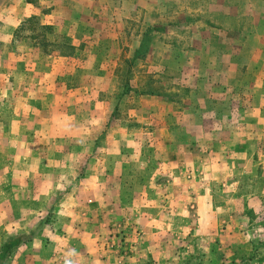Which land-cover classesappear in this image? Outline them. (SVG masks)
Wrapping results in <instances>:
<instances>
[{"label": "rangeland", "instance_id": "374dc122", "mask_svg": "<svg viewBox=\"0 0 264 264\" xmlns=\"http://www.w3.org/2000/svg\"><path fill=\"white\" fill-rule=\"evenodd\" d=\"M250 59L264 62V0H0V157L36 155L43 149L51 158L48 141L60 138V131L67 137L70 127L77 129L72 137L83 139L85 128L75 124L80 120L83 125L87 118L97 127L92 130L93 158L113 155L120 163L128 155L106 152L103 144L107 130H101L102 119L96 114L90 116L91 111L105 108L112 112L107 126L115 124V130L123 129L126 141L122 148L129 152L134 149L133 141H147L146 125L188 124V110L184 112L182 107L195 105L197 115H201L200 128L207 129L215 122L221 127L217 136L235 131L247 148L254 147L256 140L259 180H243L239 189L244 192L250 186L253 192L257 182L256 193L264 195V116L254 114L251 122L242 99L250 89L257 88L264 76V64L263 68L253 69L247 64ZM224 60L232 66L231 70L227 66L230 74L225 76L230 80L226 78L222 91L212 82L214 78L208 77H213L215 63ZM198 74L203 80L191 87L192 77ZM154 91L169 98L168 114L164 104L140 100ZM151 106L156 114L152 124L149 113L154 112L146 109ZM172 111L176 114L170 116ZM114 133L110 145L117 143L119 133ZM193 133H187L189 138ZM206 135L208 141L213 137ZM42 140L44 144L38 151ZM46 165L49 168L43 177L33 174L23 180L22 186L30 194L28 218L21 220L19 212L12 213L16 224L11 226L7 239L16 241L18 248L4 257V244L0 242V264H153L145 258L138 263L132 260L138 252L147 250L141 228L127 224L132 229L125 230L118 225L120 220L105 225L101 220L104 213L96 203L88 205H94L96 211L86 210V215L68 212L69 194L81 188L83 173L73 179L69 174L55 175L50 172L54 164ZM76 172H80L79 167ZM128 172L130 178L126 181L100 178L92 182L105 188L107 184L116 189L120 185L121 197L126 199L130 197L127 184L139 187L148 182L133 178L141 173L132 169ZM21 183L19 179L13 181L18 187ZM13 200L14 205L19 203V197ZM257 205L264 207L263 200ZM93 214L97 215L94 220ZM251 216L252 225L247 231L223 228L228 234L221 231L218 246L222 256L217 264H248L247 251L256 258L252 263L262 262L258 256L264 253V209ZM76 224L80 226L78 230ZM237 231L246 234L239 237ZM3 234L1 240L6 236ZM173 237L170 249L173 245L177 250L191 252L189 262L196 263L200 244L195 241L191 244L194 250H186V245L177 242L178 236ZM164 238L165 235L158 243ZM163 249L158 246L157 254L166 255ZM157 257L156 264L164 262ZM176 262L181 264L180 260Z\"/></svg>", "mask_w": 264, "mask_h": 264}, {"label": "crops", "instance_id": "0c3cea01", "mask_svg": "<svg viewBox=\"0 0 264 264\" xmlns=\"http://www.w3.org/2000/svg\"><path fill=\"white\" fill-rule=\"evenodd\" d=\"M247 64H251L253 69H258L260 67L263 68L264 62L260 59L257 61L250 59ZM227 66L231 70L232 64L229 61L216 62L212 73L213 77H208L209 79L214 78L215 81L212 82H215L217 86H221L222 91L227 84L225 82L226 78L230 80L228 77L230 71ZM247 66L249 67V65ZM221 71H223L222 75L219 74ZM225 73H228L227 77ZM20 76L23 77V73H20ZM196 77H192L191 87H196L200 80H203L199 74ZM258 80L256 78L255 82H258ZM185 81L189 84L188 79ZM263 83L264 76L260 79V83L257 84L255 90L250 89L246 97H242L244 100L243 108L250 111L249 115L252 116V118H249L250 121L252 120L251 122L254 121V114L264 116ZM212 85L214 84L212 83ZM237 85V83H234V86ZM193 90L198 91L195 88ZM235 90L239 93L236 87ZM197 91L194 92L197 93ZM150 93L143 95L140 100H149L155 104L160 102L168 109L166 111L168 114L171 109L169 98L159 91ZM241 94L244 96L245 93L241 92ZM183 102L185 103V101ZM182 108L184 112L185 109L188 110V124H162L158 126L152 124L154 121L156 122V119H154L156 116L155 110L152 109V106L149 109L146 108L148 112L152 110L154 112L149 113V119L152 118L151 124L153 126L150 123L146 125L149 133L148 139L145 143H142L140 139L133 141L131 144L134 145V149L129 152L122 148V144L126 141L125 136L122 134L123 129L118 128L115 130V124L107 126V121L110 119L112 112L105 108L91 111L90 116L96 114L102 119L101 130L104 128L107 130L108 135L103 144L106 152L128 155L123 157L120 163L118 160L116 161L118 158L113 155H107L104 158H93L92 132L97 127L88 122L87 118H85V124L83 125L80 120L76 124L75 121L70 124V126L75 124L80 128L81 126L85 128L82 131L83 139L72 137L71 134H74L77 129L70 127V133L67 137H65L64 132L60 131L57 135L60 138H56L51 142L48 141L52 147L51 158L42 152L43 149L39 151L42 148L41 144H44V140L40 141L38 145L39 154L27 155L26 153H19L15 156L6 155V157H0V185H2L0 186V238L2 233H4V236L6 235L3 240L0 239V242L2 244L13 242V239H7V235L12 233L10 231L11 226L16 224L13 223L14 216L12 213L19 212V219L21 220L28 218V196L30 194L22 186L23 180H27L29 175L44 174L45 169L49 168L46 164L51 163L54 165L51 166L50 172L55 173V175L56 173L57 175L64 173L69 174V178L72 176L75 179L83 173L81 188L73 189L72 193L69 194L68 212H82V214L86 210L89 213L94 212L97 208L93 209L94 205L91 207L88 205L96 203L95 206L99 205L100 211L104 213L101 220L105 225L109 226L110 221L120 220L118 225L125 230L127 224L136 229H142L141 238H145V240L147 238L148 245L145 247L147 250H144L143 253L138 252L137 256L132 257L135 263L145 258L144 260H152L153 264H156L157 259H159L157 256H160L161 260L164 261L160 262V264H177L176 260H180L181 264H217L222 256L219 251L218 241H221L223 228H244L247 231V227L249 228L252 225L251 213L264 209L262 205L260 207L257 205L258 202L262 203V200L264 202V195L256 193L257 182H255L253 192L251 190L253 187L250 186V189L244 192L239 189V184L243 180L251 178H254V181H256V178L259 180L260 174L257 169L260 162L255 158L257 143L252 138L255 141L254 147L249 146L247 148L244 141L235 131H232L228 136H217V131L221 127H217L214 121L211 127L207 129H202L198 126V117H201V115L200 113L197 115L196 109L197 111L199 109L195 105ZM30 110L29 107L28 111ZM40 112L42 116L45 115L44 112ZM22 113L23 111L15 113V115ZM174 114L176 113L172 111L169 115L172 116ZM183 114L185 115V113ZM237 127V125L233 126L235 129ZM0 130H2L1 127ZM114 132L119 133L116 136L117 143L110 145V139L115 137ZM190 132L193 133L192 138H189L187 134ZM176 134H181L180 138L174 139L173 137ZM183 134H186L185 138ZM206 134L213 136L210 141L206 140L208 138ZM29 148L27 146L28 150ZM83 152H85L84 155ZM85 164L88 165L87 169L84 167ZM80 166L84 167L83 171H81L82 167ZM78 167L80 172L77 173L76 169ZM128 169L142 174L138 178L134 176L135 180L148 181L142 186L137 184L139 187L135 185L129 187V184H127V189L130 190L129 198L123 199L121 197V189H118L120 185L116 189L115 186L107 184L105 188V186H96L92 182L100 178L101 180L105 179V181H109L111 178L126 181L130 178L128 177ZM17 179L22 181L21 187L13 184V181ZM87 180L91 182L87 184ZM158 180L164 181L166 184H158ZM14 197H19L17 205H14ZM93 216L92 220L97 215L93 214ZM116 216L117 219L115 218ZM76 217L77 220L80 219V216L76 215ZM87 218L90 219V215ZM121 220L125 222H121ZM20 225L22 224L20 223ZM74 227H76V230L80 228L77 224ZM127 229L132 228L128 227ZM129 231L132 233L131 230ZM246 231H237L238 235L235 234L241 237L246 234ZM222 232L227 236L228 230ZM161 235H165V238L160 240L162 243H158V240L163 238ZM173 235L178 236L176 240L180 246L186 245V250H189V248L194 250L191 244L195 241L200 244L196 263L189 262L191 252L181 249L177 250L173 245V248L170 249V243H174L175 240ZM205 243L209 248L203 247ZM158 246H164L166 255L157 254ZM17 248L18 246L6 254L5 257L13 254V251ZM246 254L248 264H259L257 262L252 263L255 258L252 253L250 255L249 251H247ZM258 259L262 261L260 264H264V253L262 256L259 255Z\"/></svg>", "mask_w": 264, "mask_h": 264}, {"label": "trees", "instance_id": "16d2710c", "mask_svg": "<svg viewBox=\"0 0 264 264\" xmlns=\"http://www.w3.org/2000/svg\"><path fill=\"white\" fill-rule=\"evenodd\" d=\"M17 245L16 241H13L11 243H5L3 246V256L5 257L6 254H8L9 252H11L13 250V248H15V246Z\"/></svg>", "mask_w": 264, "mask_h": 264}]
</instances>
